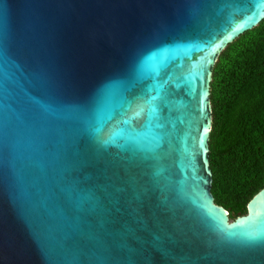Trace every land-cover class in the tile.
<instances>
[{"label":"water","instance_id":"95a60500","mask_svg":"<svg viewBox=\"0 0 264 264\" xmlns=\"http://www.w3.org/2000/svg\"><path fill=\"white\" fill-rule=\"evenodd\" d=\"M264 0H0V264H264V187L215 203L211 82Z\"/></svg>","mask_w":264,"mask_h":264},{"label":"trees","instance_id":"16d2710c","mask_svg":"<svg viewBox=\"0 0 264 264\" xmlns=\"http://www.w3.org/2000/svg\"><path fill=\"white\" fill-rule=\"evenodd\" d=\"M210 98L212 193L235 220L264 187V19L219 55Z\"/></svg>","mask_w":264,"mask_h":264}]
</instances>
